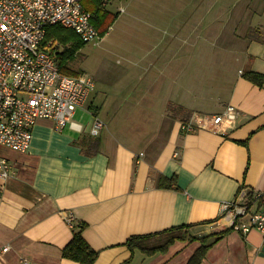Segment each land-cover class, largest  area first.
<instances>
[{
  "label": "crops",
  "instance_id": "1",
  "mask_svg": "<svg viewBox=\"0 0 264 264\" xmlns=\"http://www.w3.org/2000/svg\"><path fill=\"white\" fill-rule=\"evenodd\" d=\"M135 6L149 13L128 10L146 26L134 37L131 65L117 69V92L99 95L95 83L61 130L40 118L27 151L0 145L13 166L0 178V264H79L62 256L73 235L66 214L86 223L93 264H185L199 238L224 230L200 264H264V232L243 233L220 213L239 195L253 209L249 192L264 193V79L259 86L244 76L264 74V0ZM227 104L238 110L232 123L180 128L202 105L214 114ZM95 116L104 125L93 135ZM184 224L197 239L165 252L131 256L124 244Z\"/></svg>",
  "mask_w": 264,
  "mask_h": 264
},
{
  "label": "built area",
  "instance_id": "2",
  "mask_svg": "<svg viewBox=\"0 0 264 264\" xmlns=\"http://www.w3.org/2000/svg\"><path fill=\"white\" fill-rule=\"evenodd\" d=\"M52 24L74 29L85 42L98 43L101 37L82 0H0V145L27 151L38 119H52L55 129L61 130L95 88L91 76L59 70L55 57L46 48L48 45L42 44L45 28ZM237 115V108L227 104L219 113H196L194 118L183 121L180 128L193 131L204 119L213 126L229 124ZM103 125L95 116L91 134L96 135ZM12 174L11 162L0 154V178ZM251 201L258 203L253 209L245 196L239 195L224 201L220 213L230 226L243 233L252 228L264 232V193H253ZM65 219L73 225L71 214H66Z\"/></svg>",
  "mask_w": 264,
  "mask_h": 264
},
{
  "label": "trees",
  "instance_id": "3",
  "mask_svg": "<svg viewBox=\"0 0 264 264\" xmlns=\"http://www.w3.org/2000/svg\"><path fill=\"white\" fill-rule=\"evenodd\" d=\"M105 1L93 0L89 3H84L82 0L84 8L91 12V23L100 36L107 32L108 19L110 17V13L102 8V4H105ZM84 42L74 29L61 24H52L46 26L42 44L48 45L46 48L55 57L59 70L72 75L75 74V70L68 65L69 59L72 58L75 50ZM244 76L259 86L264 79V74L252 71L245 72ZM252 198L253 194L249 192L248 199L251 201ZM85 225L86 223L83 221L73 224L72 238L63 247L62 256L78 261L79 264H93L98 252L89 246L82 235V229ZM189 226L188 224L174 225L152 233L132 234L127 237L124 244L130 250L131 256L135 250L145 255L165 252L176 240L188 239L192 241L197 239L188 233ZM224 233L225 230L213 232L199 238V246L193 251L185 264H200L206 250L216 243ZM129 261L130 259L123 264H127Z\"/></svg>",
  "mask_w": 264,
  "mask_h": 264
},
{
  "label": "rangeland",
  "instance_id": "4",
  "mask_svg": "<svg viewBox=\"0 0 264 264\" xmlns=\"http://www.w3.org/2000/svg\"><path fill=\"white\" fill-rule=\"evenodd\" d=\"M91 1L93 0H83L84 3ZM184 1L187 0H106L105 4H102V8L110 13L107 32L100 37L98 43L93 41L84 42L75 50L68 62V65L75 70V74L72 75L91 76L96 83V90L99 95L103 90L107 94H114V92H117L120 83V73L117 69L131 65V60L137 52L134 37L142 32L146 26L142 21L129 15V8L131 7L130 10H134L136 15L145 16L149 12L135 9V4L143 2L167 3ZM233 1L236 2L238 0ZM120 5L125 7V11H120ZM150 12L152 13V11ZM157 15L156 24L162 28L153 30L159 35L162 33L165 22L163 15L160 13H157ZM123 55H128L129 59L124 60L122 58ZM205 61V68L207 70L208 66L212 65L213 59L206 58ZM201 107L203 111L200 114L203 115L211 110L209 105H202Z\"/></svg>",
  "mask_w": 264,
  "mask_h": 264
},
{
  "label": "water",
  "instance_id": "5",
  "mask_svg": "<svg viewBox=\"0 0 264 264\" xmlns=\"http://www.w3.org/2000/svg\"><path fill=\"white\" fill-rule=\"evenodd\" d=\"M261 254L264 255V244L262 246V253Z\"/></svg>",
  "mask_w": 264,
  "mask_h": 264
}]
</instances>
